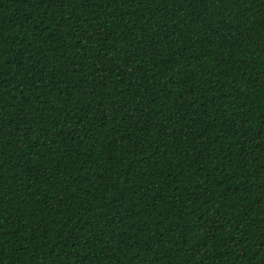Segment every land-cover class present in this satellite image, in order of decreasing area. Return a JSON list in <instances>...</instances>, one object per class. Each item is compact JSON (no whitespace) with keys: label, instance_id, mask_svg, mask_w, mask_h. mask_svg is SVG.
I'll return each mask as SVG.
<instances>
[{"label":"trees","instance_id":"1","mask_svg":"<svg viewBox=\"0 0 264 264\" xmlns=\"http://www.w3.org/2000/svg\"><path fill=\"white\" fill-rule=\"evenodd\" d=\"M0 264H264V0H0Z\"/></svg>","mask_w":264,"mask_h":264}]
</instances>
